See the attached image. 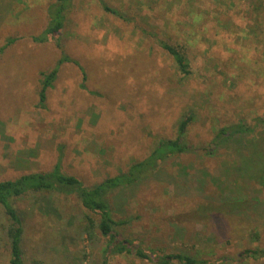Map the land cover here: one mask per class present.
Here are the masks:
<instances>
[{"label":"rangeland","instance_id":"1","mask_svg":"<svg viewBox=\"0 0 264 264\" xmlns=\"http://www.w3.org/2000/svg\"><path fill=\"white\" fill-rule=\"evenodd\" d=\"M104 1L131 21L106 13L98 0H74L60 49L56 39L33 41L48 24L51 0H0V182L60 163L64 174L92 187L145 159L160 139L175 138L179 121L192 114L191 151L113 194L115 216L128 221L123 233L165 253L264 264L240 256L264 249L256 207L264 204V174L257 166L245 170L260 155L245 147L264 136L255 121L264 117V1ZM158 40L183 49L191 77ZM62 53L79 62L86 79L79 66L63 64L40 107L41 73ZM240 122L254 131L213 144L221 128ZM228 194L245 198L248 208L228 209ZM14 205L25 229V264H103L105 241L88 240L89 213L75 196L32 194ZM1 216L0 207V264H8ZM107 264L152 263L116 256Z\"/></svg>","mask_w":264,"mask_h":264},{"label":"trees","instance_id":"2","mask_svg":"<svg viewBox=\"0 0 264 264\" xmlns=\"http://www.w3.org/2000/svg\"><path fill=\"white\" fill-rule=\"evenodd\" d=\"M74 0H51L47 8L48 24L45 30L38 36L33 37L35 43L44 44L57 40V46L62 49L60 38L62 36L68 14L71 12ZM102 9L126 22L131 19L117 9L110 7L104 0H98ZM264 1V0H261ZM16 40L11 39L7 46L13 44ZM160 46L173 58L179 73L184 78L191 77L190 59L180 46L171 45L164 40H158ZM61 59L57 62L54 69L49 72L41 73V90L39 93V106L45 107L47 100V91L53 87L59 74L60 67L66 63H74L80 67L78 61L68 57L62 53ZM81 68V67H80ZM83 72L84 79L85 73ZM192 114L186 115L178 123L177 136L173 139H160L152 150V152L143 160L136 161L129 166L125 172H120L114 177H108L99 184L92 187L84 185V183L75 176H69L62 172V166L57 163L52 171L30 174L22 176L17 180H7L0 182V207L2 216L5 220L3 226L4 238L10 253L8 264H25V253L23 249L25 229L23 221L14 205L16 199L29 195H64L65 197L75 196L81 203V206L89 215L86 216L84 231L89 241H94L96 237H101L105 241L103 249V264H107L111 257H135L141 261L152 264H225L224 259L208 261L195 256L182 253H165L157 249L147 248L143 244L138 243L136 239L127 237L123 232L128 221L119 219L114 214L112 206V196L116 192L132 188L141 183L147 177L158 171L162 164L177 156L187 154L191 151V147L186 142V135L190 124L193 122ZM256 127L264 128V117L255 119ZM254 131L250 126L240 122L227 127L221 128L213 141L215 146L226 142L236 141L244 135ZM249 144L245 149L259 150L260 155L255 152L252 157L245 163V170L256 166L262 170L264 174V136L262 135L257 141ZM235 151H243L241 146H236ZM251 153V152H250ZM246 159V158H244ZM253 159V160H252ZM257 170V169H256ZM245 176V175H244ZM245 176L249 182L252 177ZM245 178H243L245 180ZM233 196V195H232ZM228 194L225 199V206L228 209L238 210L240 208H248L245 204V198L235 199ZM230 201V203H228ZM232 203V204H231ZM257 211L259 216L264 218V204L257 202ZM213 210V208H211ZM209 209V210H211ZM213 210L215 216L222 214V210ZM220 213V214H219ZM256 240L260 237L258 232L253 233ZM241 259L264 260V249H245L241 253Z\"/></svg>","mask_w":264,"mask_h":264}]
</instances>
